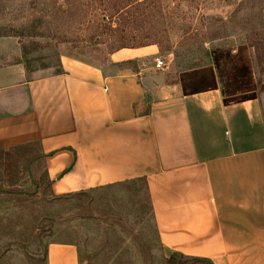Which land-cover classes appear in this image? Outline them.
<instances>
[{
	"label": "crops",
	"instance_id": "crops-1",
	"mask_svg": "<svg viewBox=\"0 0 264 264\" xmlns=\"http://www.w3.org/2000/svg\"><path fill=\"white\" fill-rule=\"evenodd\" d=\"M3 45L0 151L33 146L49 196L141 179L165 255L264 264V113L248 43L176 72L134 66L149 45L102 64L61 56L43 75ZM45 262L79 264L75 245L48 242Z\"/></svg>",
	"mask_w": 264,
	"mask_h": 264
},
{
	"label": "rangeland",
	"instance_id": "rangeland-1",
	"mask_svg": "<svg viewBox=\"0 0 264 264\" xmlns=\"http://www.w3.org/2000/svg\"><path fill=\"white\" fill-rule=\"evenodd\" d=\"M240 42L252 47L264 113V0H0V43L35 75L58 72L61 56L102 64L121 47L149 45L156 53L134 66L155 68L159 57L176 72ZM34 154L0 151V264H46L54 240L73 243L79 264H207L165 255L143 180L51 197Z\"/></svg>",
	"mask_w": 264,
	"mask_h": 264
},
{
	"label": "built area",
	"instance_id": "built-area-1",
	"mask_svg": "<svg viewBox=\"0 0 264 264\" xmlns=\"http://www.w3.org/2000/svg\"><path fill=\"white\" fill-rule=\"evenodd\" d=\"M164 65H165V63H164V61L161 58H159V57L155 58V66L156 67H162Z\"/></svg>",
	"mask_w": 264,
	"mask_h": 264
},
{
	"label": "trees",
	"instance_id": "trees-1",
	"mask_svg": "<svg viewBox=\"0 0 264 264\" xmlns=\"http://www.w3.org/2000/svg\"><path fill=\"white\" fill-rule=\"evenodd\" d=\"M193 258V257H192ZM194 260H198V261H205L204 259H200V258H194ZM207 264H210L208 261H205Z\"/></svg>",
	"mask_w": 264,
	"mask_h": 264
}]
</instances>
